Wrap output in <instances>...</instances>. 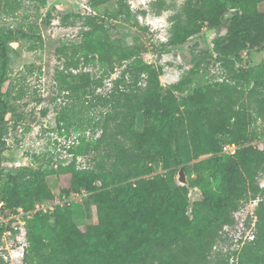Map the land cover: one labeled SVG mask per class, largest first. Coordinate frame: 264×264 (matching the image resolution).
I'll list each match as a JSON object with an SVG mask.
<instances>
[{"label": "trees", "instance_id": "16d2710c", "mask_svg": "<svg viewBox=\"0 0 264 264\" xmlns=\"http://www.w3.org/2000/svg\"><path fill=\"white\" fill-rule=\"evenodd\" d=\"M22 1L0 0V15L16 12ZM28 1L44 4L46 0ZM110 1L114 5L104 7V16L138 26L126 0H87L92 13L75 14L82 19L77 38L59 41L55 50L66 68L82 63L90 69L75 75L57 70L56 79L64 81L59 91H65L67 97L73 92L90 94L99 117L94 121L87 113L73 126L65 105L57 110V122L64 135L70 128L83 133L98 128L103 135L112 120L117 128L113 136L119 133L131 140L132 149L127 151L115 143L118 171L111 180L103 172L78 170L70 189L74 192L81 186L88 193L82 200L67 201L49 211L36 210L24 218L27 262L264 264V189L258 183L264 172V148L252 145L253 140L264 138V61L247 69L233 68L240 61V52L253 40L256 24L251 18L264 0H185L181 12L172 17L171 35L160 44V50L180 46L203 26L216 28L225 18L228 30L214 38L212 49L220 65L231 69L220 81L190 82L205 75L212 56L208 50L191 48L187 80L167 87L159 81L162 66L144 60L146 48L137 35L129 43L124 36H112L106 27L98 11ZM229 10L231 14L224 16ZM20 40L29 51L44 47L39 29L29 21L14 28L0 26V208L12 213L33 210L39 201L53 199L42 166L13 173L4 171L1 164L8 109L1 87L9 77L10 43ZM119 67L109 94H94L101 79ZM245 92L253 97L251 104V100L240 101ZM24 95L20 87L14 99ZM46 112V108L41 110L42 115ZM14 116L15 122L25 118L23 112ZM30 127L28 123L22 131ZM101 136L88 141L79 134L69 151L79 155L86 145H97ZM224 143H234L237 149L233 154L224 153ZM159 164L165 173L150 176ZM180 167L189 176L188 185L175 182ZM190 187L199 192L192 201ZM257 196L251 239L234 252L237 256L232 263L224 256L212 261L210 250L218 230L231 221V210ZM90 205L96 219L81 228L75 220L84 217ZM4 231L5 226L0 225V235Z\"/></svg>", "mask_w": 264, "mask_h": 264}, {"label": "rangeland", "instance_id": "374dc122", "mask_svg": "<svg viewBox=\"0 0 264 264\" xmlns=\"http://www.w3.org/2000/svg\"><path fill=\"white\" fill-rule=\"evenodd\" d=\"M126 1L130 10L136 15L138 26L110 20L103 15L104 7L111 8L114 1L101 6L98 14L103 16V21L112 32V36H124L129 43L132 42L134 35L140 38L146 48L143 52L144 60L162 66V73L159 75L162 86L167 87L186 79L187 71L191 66L189 63L191 48L208 50L212 56L209 58L205 75L199 78L193 77L190 82L220 81L231 69L230 66V68H225L220 65L212 49L214 38L227 32L229 26L227 19L224 18L220 26L216 28L203 26L197 35L191 36L184 44L163 51L160 50V44L166 42L171 35L172 17L181 12L185 0ZM231 12L232 10L227 11L224 16H229ZM257 12L258 14L251 18L256 24L253 40L240 52V61L233 65L234 69L238 67L247 69L264 61V1L257 5ZM90 13L92 12L87 7V0H46L44 4L38 1L23 0L16 12L10 11L0 15L1 27L14 28L18 25H26L29 21L35 29L36 27L39 29L44 41V47L34 51H29L23 40L10 43L9 77L1 87L4 92L3 98L8 102L7 113L3 121L2 138L5 144L1 164L4 171L9 170L13 173L26 167L36 169L42 166L40 168L44 171V182L53 194L52 200L46 199L38 202V204H43L45 211L53 210L56 205L67 201H80L88 195L81 186L74 192L70 189L71 180L75 179L78 170L103 172L111 180L118 171L115 166L118 148L115 143L127 151L132 149L131 140L119 133L113 136L117 128L112 120L109 121L103 135L102 130L98 128L94 132L87 129L84 133L75 132L70 128L68 135L60 133L59 124L61 123L57 122V110L60 106H67V113L73 120V126L80 123L81 118H85L87 113L94 118V121L99 117V108L92 103L95 100L90 94L84 96L81 92H73L70 97H67L65 91H59L64 86L63 79L55 77L57 70H64L66 75H75L80 71L90 70L82 63H79L78 67L66 68L64 58L55 52L59 41H71L77 38L82 28V19L75 14L85 16ZM120 70L121 67L116 68V72L103 77L100 85L94 89V94H109L113 79ZM66 78L71 79L70 76ZM20 87L23 88L25 95L22 99H14ZM252 98L245 92L240 101L251 100V104ZM90 103L93 105L90 106ZM44 108L47 112L42 115L41 110ZM19 112H23L25 118L15 122L14 115ZM137 119L141 122L140 117ZM28 123H30V129L23 132L22 128ZM79 134H84L88 141L102 136L97 145L90 144L88 147L86 145L81 154L73 155L69 148L73 142L77 143ZM252 145L263 149L264 138L253 140ZM154 168L150 176L165 173V169L161 168L160 164ZM177 172L175 182L179 184L176 180ZM185 174L189 182V176L186 172ZM130 179L133 180V178ZM2 181L3 178H0V183ZM258 183L260 188L264 189V172L259 175ZM188 196L190 201L195 200L199 192L190 187ZM259 199V196L250 198L231 210V221L224 223L218 230V236L210 250L212 261H217L223 256L227 257L230 263L236 260L237 254L234 252L238 253L242 245L253 236L256 220L254 210ZM44 209L39 207L36 210L44 211ZM34 210L35 208L28 211L18 209L16 213H12L8 208H0V225L5 226V231L0 235V264H29L25 253L28 243L24 218L32 214ZM95 219L94 207L90 205L86 215L76 219L75 222L83 228Z\"/></svg>", "mask_w": 264, "mask_h": 264}, {"label": "built area", "instance_id": "2783aa9c", "mask_svg": "<svg viewBox=\"0 0 264 264\" xmlns=\"http://www.w3.org/2000/svg\"><path fill=\"white\" fill-rule=\"evenodd\" d=\"M236 149H237V146L234 143H224L222 145V151L224 153L233 154ZM39 207H42L44 209L43 204H36L34 207L35 208L34 211H36V209H39ZM44 211H45V209H44Z\"/></svg>", "mask_w": 264, "mask_h": 264}, {"label": "water", "instance_id": "95a60500", "mask_svg": "<svg viewBox=\"0 0 264 264\" xmlns=\"http://www.w3.org/2000/svg\"><path fill=\"white\" fill-rule=\"evenodd\" d=\"M177 175H176V180L180 185H188V180L186 178V174L184 172L185 169L182 167L179 168Z\"/></svg>", "mask_w": 264, "mask_h": 264}]
</instances>
